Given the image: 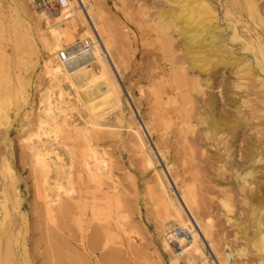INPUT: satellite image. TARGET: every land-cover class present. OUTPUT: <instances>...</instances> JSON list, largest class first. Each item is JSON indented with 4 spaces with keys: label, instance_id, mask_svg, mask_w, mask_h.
<instances>
[{
    "label": "rangeland",
    "instance_id": "rangeland-1",
    "mask_svg": "<svg viewBox=\"0 0 264 264\" xmlns=\"http://www.w3.org/2000/svg\"><path fill=\"white\" fill-rule=\"evenodd\" d=\"M92 1L90 3L102 10L106 24L113 32L115 56L121 58L122 63L118 67H110L121 88L122 110L118 117V110L109 109L107 117L101 121V127L91 129L86 124L88 111L83 102H79L76 92L63 83V97L68 102L65 109H69L66 115L73 125L59 118L49 133L47 143L50 145L46 143L44 149L40 150L38 144L32 145L30 139L37 133L41 96L48 87L41 71L46 52L40 42L46 25L43 20L38 22L39 10L32 9L27 3L22 5L18 0H0V100L8 99L9 102L0 112V191L3 188L6 192L5 201L0 195V203L2 200L5 202L9 213L0 228V264H174L171 250L163 246L177 226L171 227V223L160 225L158 222L160 199L155 171L159 170L165 175L169 184L168 193H172L175 200H179L180 187L188 186L191 189L195 197V217L210 227H207V231L210 239L214 240V249L219 252L220 258H226L223 255L227 254L228 264H264V252L256 254L252 248L257 231L260 229L264 234V124L254 125L260 120L264 121V115L255 120L257 123L248 115L249 107L254 102L253 97L247 96L252 85V76L247 68L261 79L264 76L257 71L252 53L243 49V42L230 40L231 23L219 8L218 25L224 29L232 55L219 54L218 57L231 59V64L238 65L215 68L211 63L218 59L212 58L211 63L199 65L201 70L190 71L189 75L200 82L204 94L196 95L197 102L194 103L191 117L194 132L186 135L187 140H196L191 144L195 160L183 164L185 155L181 152L185 149V153H188V145L184 146L175 136L180 110L179 97L172 87H166L162 95L161 117L165 118L166 124L162 126L161 134L164 133L165 141L159 138L157 129L149 132L145 126L150 122L147 104L152 90H156L150 83L152 76L168 68V59L162 53L158 33L157 17L161 5L158 0ZM256 2L259 11L264 14V0ZM72 20L73 13L67 21L60 23L68 25ZM248 25L260 32L258 26L250 22ZM36 27L40 31H36ZM237 31L242 38L239 26ZM79 41V36L75 34L73 43ZM73 43H63L62 48H70ZM174 46L175 60L186 62L181 55L186 49L183 42L174 41ZM204 51L207 52L208 48ZM196 57H204V52ZM57 92L56 88L49 90L52 98L57 97ZM204 101H211L213 110L205 108ZM238 108L243 120L247 121L245 126L237 121L235 112ZM198 113L209 116V119H199ZM210 117H213L211 121L221 119L228 126L218 131L214 125H210ZM84 123L80 132L71 133L74 129L72 126H82ZM136 124L141 128L145 143L147 141L146 151H152L154 162H158L155 169L146 166L138 149L132 131ZM208 126L212 131L209 139H206ZM256 127L260 132L259 139H256ZM87 131L90 141L86 138ZM56 147L61 155L56 154ZM158 150L164 154V161L159 157ZM6 166L11 173L6 172ZM62 170H66L65 174ZM249 172L252 173L247 180L250 185L242 187L239 175ZM62 174L65 176L62 177ZM49 178L52 179L50 183ZM50 184L52 188H48ZM52 189L56 194H51ZM54 189L60 190L55 192ZM78 190L95 196L101 206L99 219L102 217V223H107L111 228V232L107 233L111 236L110 241L103 242L105 245L100 242L98 245L102 247L98 246L95 252L91 249L84 251L81 247L83 235L88 236L90 230L84 232V228L75 222L84 209L82 201L76 197ZM72 191L75 197L71 195ZM67 192L70 195L68 198L63 195ZM222 199L229 204L228 211L221 206ZM200 201L205 207L202 205L200 208ZM201 211H205V214ZM85 215L82 218L84 227L89 226V214ZM254 215L259 219L256 223H260L258 228L254 225ZM187 217L191 220L188 213ZM191 224L199 234L192 220ZM201 241L208 263L219 264L210 245L202 238ZM238 252L242 253L236 255ZM177 263L187 264L182 256Z\"/></svg>",
    "mask_w": 264,
    "mask_h": 264
},
{
    "label": "bare ground",
    "instance_id": "bare-ground-1",
    "mask_svg": "<svg viewBox=\"0 0 264 264\" xmlns=\"http://www.w3.org/2000/svg\"><path fill=\"white\" fill-rule=\"evenodd\" d=\"M18 2L22 5L24 3H27L32 9H35V10L37 9L36 6L31 2V0H18ZM64 2L65 4L63 5L61 11L57 13L50 14L48 12L39 11V14H38V22L43 20L46 25L45 33L41 35L40 42L41 44H43L44 51L46 52V56L43 59V64L41 66V71L47 79L48 87L46 89V92H42L43 93L42 96L40 95L42 106L39 109L38 115H37V122H38L37 133L33 135L30 141L32 145L34 143H37L38 144L37 146L40 150H43L44 145L49 141L48 136L50 135L49 133H51V130L53 129L52 125H55L59 118H61L60 120L64 119L67 122L66 124L70 123L69 120L71 118L70 119L67 118V115H66V112H67L66 110H69V109H65L66 108L65 105L67 106L68 102H66V100L64 99L63 90L61 88L63 83H67L68 86L76 92L75 96H77L78 98L77 100L79 102H83V106L88 111V122L86 124H88V126L91 129L95 130L101 127V121H103L105 117H107L108 114H106V112L109 109L110 110L113 109L116 111L118 110L119 111V113H117L118 117L122 110V100L120 96L121 88L119 84L117 83V81L115 80V76L113 75V72L110 67L111 65L118 67L117 65L121 64L122 62H121L120 56H115V45L116 44H115L114 36L112 35L113 32H111L110 27L106 24V20L103 17L102 10L98 9L96 5H93L92 3H90V0H64ZM158 2L162 7L157 17L158 24H159V30H160V32L158 33H160V41H161L160 43L162 44V49H163L162 53H164V55L168 59V68L162 69L157 74H155L154 77L152 76V80L150 83L152 84L151 85L152 87L156 88V90H152L151 98H150L151 100L148 98L149 101H148L147 106L149 109L148 114H150L148 120H150V122H149V125H145V126L149 132L153 129H157V132L160 133L159 138L162 139V141H165L164 136L162 135L164 133L161 134V131H163L162 126L166 124L165 118L163 119L161 117V115H163V112H162L163 110H161L163 106L162 95L165 94L166 87H172L174 93L176 92L177 96L179 97L178 107L180 110L177 113L180 116L177 118L178 121L176 124V135L175 136L177 139L181 140L184 146L186 144L188 145L186 146L188 147V153H185L186 152L185 149H184V152L183 151L181 152L185 155L184 157L185 161L183 162V164H185V162L187 161L192 162L195 160V156H194L195 154L192 151L191 144L195 143L196 140L190 141L189 138L187 140L186 135L189 134L188 136H190V134L194 132L195 125H193V122H191V117H192V113L194 110L193 108L194 103L196 104L197 102L196 95L204 94V91L202 90V86L200 82L196 78H192V76L189 75L190 71L193 69L201 70L199 65L211 63L210 61L212 58L218 59L217 62L211 63L213 64L215 68L225 69L227 67H233L235 65H238V64H231L230 63L231 59L218 57L219 54H228L229 56L232 55V50L227 46L228 39L226 35L224 34V29L218 25V18H217L218 9L219 8L222 9V11L224 12V18L230 19V20L228 19V21L231 23V28H232V31H231L232 35L230 37V40L243 42V49L248 50L252 53L255 59L256 69L259 72V74L262 76H264V14H262L261 10L259 11L258 6L256 4L257 3L256 0H158ZM71 13H73L74 15V20H72L68 25L66 23H60L62 20L64 22L67 21L70 18ZM249 22L253 25L258 26V28H260V32L258 33L254 31L253 29H251V26L248 25ZM237 26H239V28L242 31V38L240 37L239 32L237 31ZM35 29L36 31L37 30L40 31L39 27L38 28L36 27ZM75 34L79 36V39H80V41L76 44L73 43L75 40ZM174 41L183 42V47H185L186 49L185 51L182 52L181 55L185 57L186 62L179 63L177 60H175L174 56L176 55L174 52V49H175ZM63 43H69V44L73 43V46H71L70 48H62ZM206 48H208L207 52H205L206 50L204 51V49ZM193 50H200L201 52H193ZM202 50L204 52V57H196L198 56V54L203 53ZM60 54L64 55L65 61L61 60ZM247 69L248 71H250V74L252 76V81H251L252 85L249 86L251 90L247 96L253 97V102H254V104L252 106L250 105L249 107L250 113H248V115H250L251 120L257 121L259 120L260 115H264V79H261L260 77H258V75L252 72L249 67ZM255 82L257 83V85ZM53 88L58 89L57 97L55 98H52L50 95L51 93H49V90ZM8 103H9L8 99L0 100V112L3 111V109L6 107ZM203 106H205V108H207L209 111H211V108L213 110V103L211 101H208V102L204 101ZM235 114H236L237 121L240 122V124H242L243 126H245L244 124H246L245 122L247 121L243 120V115L241 114V111L239 110V108L237 109ZM197 115L199 116V119L201 118V119H204L205 121L209 119L208 118L209 116L207 117V115L205 114L202 115L201 113H198ZM212 119L213 117H210V125L211 126L214 125L215 128L218 129V131L219 129L226 128V125L228 126V124L225 122H222L221 119L217 121H211ZM256 121L255 123H257ZM261 121L262 120H260L257 124H254V125L260 126L264 124V121L262 122ZM70 125H73V124L70 123ZM84 125L85 123L82 126H77V127L72 126L76 130L74 129L72 130L71 128L72 130L71 133L80 132L81 128ZM209 128L210 127L208 126V132L205 133L206 139H209V136L211 133L210 131H212V130H209ZM132 131H134L135 139L137 140L136 143H138V146H139L138 149H140L141 155L144 159L146 166L149 168L155 169L156 167L155 164H157L158 162L156 161L154 162L152 158L153 152L151 151V149H150L151 153L146 151L147 141L145 143L143 139V133L141 131L139 124H136V126H134ZM255 131H256V139H259L260 132L258 130V127L255 128ZM52 134H53V131H52ZM88 134L89 133L87 131V136H86L87 140H89ZM63 139L64 138H62V140ZM47 144L50 145V143H47ZM54 146H57V145H54ZM52 147L53 146H51V149ZM57 147H56V150H57ZM32 152L35 153L34 148ZM58 152L59 151L57 150L56 154L61 155V153L59 152L60 153L59 154ZM158 153H160L159 150H158ZM181 153H180V156H181ZM42 156H45V155H42ZM159 157H161L162 161L165 160L164 154L160 153ZM45 160H46V157H45ZM58 163L60 164V162ZM36 166H34V168H38ZM39 168L41 169V165ZM5 170L7 173H11V170L8 166L5 167ZM39 170L36 169V171H39ZM62 172L64 171L62 170ZM38 174H40V172ZM155 175H156L158 195L160 199V202H159L160 214H159L158 222L160 223V225L171 223V227L177 226V228L173 229L172 234L171 233L169 234L163 246L164 249H168L169 251L171 250L170 252L173 254V255L171 254V256H173L172 262L176 264L182 256L187 264H209L208 258L204 253V246L201 241V238H202L206 243L210 245V248L213 254L216 256L217 262L219 264H228L227 263L228 259L226 260L227 254L223 255L226 258H220L221 256L219 252L215 251L214 245H213L214 240L212 241V239H210L208 231H207V227H209L208 224L204 221H203L204 223L202 221H199L195 217L196 215L194 213L195 206H196L194 202L195 197L193 198L191 189L188 188V186L180 187V196L178 198L179 200L177 201L175 200L172 193L170 194L168 193L169 184L163 172L161 170L155 171ZM64 176L62 174V177ZM251 176H252V173L250 172L245 173L243 175L242 174L239 175L241 182H242V187L250 185V184H247V180L251 178ZM40 179H41L40 182H42V178ZM64 179L63 181H65ZM69 180L71 181V179ZM50 181H52V179H50L48 182L50 183ZM52 185L50 184V187L48 188H52L53 187ZM62 189L64 190V187ZM57 190H60V189H57ZM57 190H55V192ZM45 192L46 191H44V194H47ZM73 192L74 191H72V193ZM52 193L56 194L53 192V189H52L51 194ZM74 193L71 195L73 196ZM76 194H77L76 197L82 201V205L84 209L81 212L80 217L75 219V222L79 226H82L84 228V232L87 230H90L89 231L90 233L87 232L89 234L88 236L83 235L81 247H83L84 251L87 249L88 250L91 249V251L93 250L95 252V250L97 251V247L100 246L98 245L100 242L103 243V242L110 241L111 236H109V234L107 233L111 232V228L108 225H106L107 223H104V222L102 223L101 221L102 217H100L99 219V216H100L99 213L101 214V209H100L101 206L98 200H96L94 195L89 194V193L83 194L80 190H78ZM0 195H1V198L4 200L5 195H6L5 189L2 188V191H0ZM37 195L40 196L41 194L38 192ZM63 195L67 198L68 196L70 197L68 192ZM52 199H49V200H52ZM3 200L0 203V216H1L0 228L3 227L2 225L4 223V220L6 217L8 218L7 215L9 214L7 211L8 206L5 204L4 202L5 200L4 201ZM40 201L42 202V200ZM60 201L62 200L60 199ZM200 202L201 204L199 206L201 208V206L203 205L202 204L203 202L202 201ZM220 203H221V206H223L228 211L229 204L227 203V201L222 199ZM202 209L204 210V208ZM204 212L201 211V213H204ZM86 213L89 214V226L84 227L82 218L86 216L85 215ZM187 213L191 217V220L195 224L199 234L195 232L191 224V220L189 219V217H187ZM256 214L258 213L256 212ZM104 216H105V213L103 217ZM258 220L259 219H257V217L254 215V225L259 226L260 223L256 224L257 222H259ZM227 221L228 223L230 222L229 219ZM258 226L256 228H258ZM255 237H256V240L253 242L252 248L256 254H261L262 252H264V234H262L261 230L259 229ZM103 244L105 245L106 243H103ZM217 245H218V242H217ZM217 249L219 248L217 247ZM220 251H222V249ZM241 253L238 252L236 255H240ZM229 261H232V260H229Z\"/></svg>",
    "mask_w": 264,
    "mask_h": 264
},
{
    "label": "built area",
    "instance_id": "built-area-1",
    "mask_svg": "<svg viewBox=\"0 0 264 264\" xmlns=\"http://www.w3.org/2000/svg\"><path fill=\"white\" fill-rule=\"evenodd\" d=\"M31 2L39 11L48 12L50 14L61 11L65 4L64 0H31ZM60 58L62 61H65L63 54H60Z\"/></svg>",
    "mask_w": 264,
    "mask_h": 264
}]
</instances>
